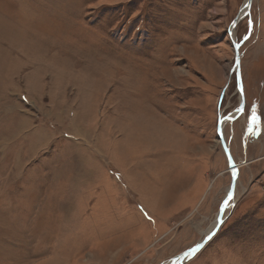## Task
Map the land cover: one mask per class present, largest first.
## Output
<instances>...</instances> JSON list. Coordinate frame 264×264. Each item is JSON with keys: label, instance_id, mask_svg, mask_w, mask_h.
Instances as JSON below:
<instances>
[{"label": "rangeland", "instance_id": "1", "mask_svg": "<svg viewBox=\"0 0 264 264\" xmlns=\"http://www.w3.org/2000/svg\"><path fill=\"white\" fill-rule=\"evenodd\" d=\"M244 2L0 0V264H167L205 236ZM234 37V202L183 264H264V0Z\"/></svg>", "mask_w": 264, "mask_h": 264}, {"label": "water", "instance_id": "2", "mask_svg": "<svg viewBox=\"0 0 264 264\" xmlns=\"http://www.w3.org/2000/svg\"><path fill=\"white\" fill-rule=\"evenodd\" d=\"M252 0H245L244 2V6H245V12L244 13H240L238 12V14L235 16V18L232 20L231 25L229 27V36L231 39V42L233 44L234 47V51H235V64L233 67V70L236 71V75L238 78V90L240 93V103L238 105V108L235 110V112L233 113V115H228L225 118H219L218 120V124H217V133H218V138L219 141L221 143V146L223 148V151L225 153L226 159H227V165H228V171L230 172V176H231V182L230 185L228 187L227 190V195L224 199L223 205L219 211L218 214V220L217 223L215 224L214 228L206 235L204 236L200 241H198L195 245L191 246L190 248L186 249L185 251L179 253L176 256H173L168 262L167 264H183L185 262H187L189 259H191L201 248L204 247V245L217 233V231L219 230L222 222H223V212L224 209L227 208V203L228 201H234V195H235V187H236V182H237V176H238V165L236 164L230 150L229 147L225 141V138L223 136V122L225 121V119L229 120L230 122H232L237 116H239L243 110H244V98H243V93H242V87H241V83L239 80V76H240V70H239V61H240V56H239V43H237V41L235 40L234 37V31H235V27L237 25V23L239 22V20L249 11V8L251 6ZM232 70V71H233ZM197 245H199V248L197 249L196 252L191 253L190 255H186L187 253L190 252L191 249L196 248Z\"/></svg>", "mask_w": 264, "mask_h": 264}, {"label": "bare ground", "instance_id": "3", "mask_svg": "<svg viewBox=\"0 0 264 264\" xmlns=\"http://www.w3.org/2000/svg\"><path fill=\"white\" fill-rule=\"evenodd\" d=\"M245 12V6L243 5V7H242V9H241V11H240V13L242 14V13H244ZM234 202V201H233ZM230 203H232V201H228V203H227V205H229ZM215 224H216V222L214 223V222H212L211 223V225L209 226V228L207 229V231L205 232V236L214 228V226H215ZM196 256V255H195Z\"/></svg>", "mask_w": 264, "mask_h": 264}, {"label": "snow or ice", "instance_id": "4", "mask_svg": "<svg viewBox=\"0 0 264 264\" xmlns=\"http://www.w3.org/2000/svg\"><path fill=\"white\" fill-rule=\"evenodd\" d=\"M253 121H255V116L253 117ZM198 248H199V245H197L196 248L191 249L190 252L187 253L186 255H190L191 253L196 252Z\"/></svg>", "mask_w": 264, "mask_h": 264}]
</instances>
